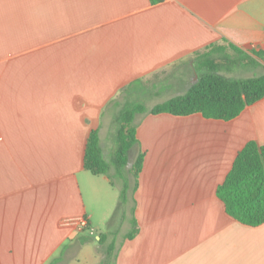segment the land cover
<instances>
[{"label": "crops", "instance_id": "obj_1", "mask_svg": "<svg viewBox=\"0 0 264 264\" xmlns=\"http://www.w3.org/2000/svg\"><path fill=\"white\" fill-rule=\"evenodd\" d=\"M229 45L253 64L223 63L238 60ZM254 52L264 0H0V264H264V224L234 220L216 196L245 144L264 147V98L230 121L137 115L129 164L83 169L120 95L180 61L193 70L182 94L208 71L257 77ZM78 218L88 230L64 224Z\"/></svg>", "mask_w": 264, "mask_h": 264}, {"label": "trees", "instance_id": "obj_2", "mask_svg": "<svg viewBox=\"0 0 264 264\" xmlns=\"http://www.w3.org/2000/svg\"><path fill=\"white\" fill-rule=\"evenodd\" d=\"M156 3L159 0H150ZM213 51L223 52L226 47L210 46ZM238 60L225 64L251 65L253 59L232 45ZM264 52H254L262 56ZM134 84H140L136 81ZM264 98V72L257 77L230 79L215 72L208 71L198 75L197 82L184 93L158 103L148 110L143 104L126 102L122 104L115 119V151L111 164L104 159L99 145L98 130H91L86 138L83 155V169L94 176L107 175L110 165L115 170L125 168L130 161V154L138 144L136 138L137 115L170 114L172 116H189L200 114L206 119L230 121L236 118L246 107ZM143 153L134 156L130 174L134 180L133 189L142 169ZM125 189L119 194V200H125ZM216 196L223 203L228 216L248 227L264 224V147L250 141L237 154L231 170L224 182L217 188ZM135 234V231L134 233ZM133 234L128 238H132ZM101 239L99 240V242ZM105 262V261H104ZM102 262V264L104 263ZM107 262V261H106Z\"/></svg>", "mask_w": 264, "mask_h": 264}, {"label": "rangeland", "instance_id": "obj_3", "mask_svg": "<svg viewBox=\"0 0 264 264\" xmlns=\"http://www.w3.org/2000/svg\"><path fill=\"white\" fill-rule=\"evenodd\" d=\"M223 54H213L211 58L221 59ZM234 74V76H236ZM182 76H185L188 82L191 81L193 76V70L190 68V64L188 61L182 63V61L173 64L166 70H162L152 77L146 79L142 82L141 92L138 95L136 94H128V95H120L118 98L119 105L115 107L117 102H110V107L115 108L110 115L109 122L105 123L104 130L102 132V136L104 137V146H103V155L106 160L110 161L113 151H115V140L113 138V131L115 130V119L117 114L119 113L120 106L126 102H135L143 104L146 108L152 107L157 103H161L163 99L167 97H171L173 95L182 94L185 91L186 86H182ZM167 89V90H165ZM107 121V120H106ZM108 127L106 128V126ZM111 143L114 144L113 148H111ZM114 202L117 200L116 192H112ZM94 208L97 219L104 218V215L107 213L103 209V205L94 203V205L90 204V208ZM93 244H97V242H93ZM84 264V263H81Z\"/></svg>", "mask_w": 264, "mask_h": 264}, {"label": "built area", "instance_id": "obj_4", "mask_svg": "<svg viewBox=\"0 0 264 264\" xmlns=\"http://www.w3.org/2000/svg\"><path fill=\"white\" fill-rule=\"evenodd\" d=\"M65 225L74 224L79 231L88 230V223L85 218H78L76 220H66Z\"/></svg>", "mask_w": 264, "mask_h": 264}]
</instances>
